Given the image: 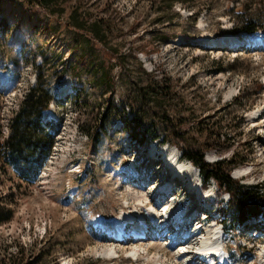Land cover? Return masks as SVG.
I'll return each instance as SVG.
<instances>
[{
    "label": "rangeland",
    "instance_id": "rangeland-1",
    "mask_svg": "<svg viewBox=\"0 0 264 264\" xmlns=\"http://www.w3.org/2000/svg\"><path fill=\"white\" fill-rule=\"evenodd\" d=\"M77 2L90 15L115 23L109 45L122 54L127 55L128 48L137 53L136 60L126 56L124 69L114 67L115 85L106 94L93 85L90 72L79 68L77 77L69 69L74 63L80 66L79 51L72 49V31L65 26ZM165 6L159 0H60L63 13L48 15L24 0L0 2V139L8 134V120L27 90L39 83L43 95L51 96L41 111V121H50L56 129L50 154L30 183H22L9 166L0 170V218L10 215L0 220V254L3 244L8 251L21 244L26 264H190L179 259L182 245L170 246L167 234L131 244L132 224L124 230L123 238L128 241L113 244L110 232L101 226L127 207L139 206L121 185L124 176L118 170L132 159L139 160L140 167L158 166L162 153L151 152L159 144L166 149L176 148L174 142L199 148L210 162L227 160L234 153L233 159L244 162L233 167L230 176L264 189V111L256 120L249 116L264 107V50L248 43L237 50L202 47L212 38L242 34L245 20L258 26L256 32H264V0H176L169 11ZM179 36H183L182 43L177 41ZM142 46L158 49L147 54L139 50ZM91 49L96 62H116L101 44H91ZM44 55L46 63H42ZM162 74L179 99L164 105L149 102L138 109L134 93L149 77ZM63 85L67 88L64 96L59 93ZM132 108L148 128L146 134H157L146 146L122 126V118L133 115ZM200 120L210 127L221 126L223 141L218 147L208 146L206 136L196 127ZM87 130L92 137L85 134ZM177 133L185 141L175 137ZM235 170L239 172L234 174ZM185 179L177 178L174 194L185 200L180 207L188 214L199 211L197 206L187 209L197 198L188 191L196 192L199 180L197 176L192 183ZM138 184L149 200L166 201L164 193L150 192L139 180ZM215 188L210 182L203 194L211 198L214 192L216 196V202L208 203L209 219L216 218L215 226L221 221L227 233L228 264H262L259 249L264 247V222L242 227L230 219L229 212L224 216L214 211L228 194ZM175 205L170 203L169 208ZM159 225L154 226L153 235ZM239 239L247 245H238ZM33 241L35 247L30 246Z\"/></svg>",
    "mask_w": 264,
    "mask_h": 264
},
{
    "label": "trees",
    "instance_id": "trees-1",
    "mask_svg": "<svg viewBox=\"0 0 264 264\" xmlns=\"http://www.w3.org/2000/svg\"><path fill=\"white\" fill-rule=\"evenodd\" d=\"M24 1L28 6L37 5L48 15H61L63 13V10H59L60 0ZM175 1L159 0V3H165V11H169ZM160 10L161 8L158 11ZM28 19L31 18L27 17ZM65 26L72 31V49L79 51L78 58L80 61V66H76V63H74L69 66V69L74 70L77 76L76 73L79 68H83L87 73L90 72L93 85L100 87L102 94L112 91L116 80V75L112 72L114 67L124 69L126 56L136 60L135 48H128L126 55L120 53L116 46L109 45V37L115 32V23L106 18L90 15L82 8L80 2L74 3L71 7ZM42 29L47 31L49 27L44 25ZM257 29L258 26L250 20H245V23L240 27L243 32H253ZM161 38L164 40V37ZM91 44H101L107 54L112 53L115 56L116 62L104 63L101 60L96 62L93 58L92 49L90 50ZM157 49V46L152 47L150 50H147L144 46L139 48L141 52L144 51L147 54L157 51ZM46 62L47 57L44 55L42 63ZM97 73L99 74L96 75ZM147 80L148 82L134 93L135 106L138 109L149 102L164 105L179 99V95L172 90L169 78L165 74H162L159 78L151 76ZM50 98L51 96L43 95L41 83L29 88L20 101L19 108L8 120V134L5 138L0 139V170H4L5 167L9 166L24 184L30 183L34 179L44 159L50 154L54 143V134H52V131H56L54 125L48 120L44 123L41 122V111L48 107ZM133 108V115L129 119L122 118V126L124 128L127 126V132L131 138L135 140L142 138V143L146 146L149 140L156 139L157 134H146L149 130L145 127L143 120L137 117L136 110ZM112 109L116 110L115 107H112ZM128 124L132 126L129 128ZM206 124L204 120H200L196 123V127L200 129V133L206 136L205 140L207 139L206 141L209 142L208 146L218 147V144L223 141L221 140V126L210 127ZM85 134L88 137L93 136L88 130ZM175 137L185 141L179 133ZM174 144L181 151V156L198 168L203 186L214 182L219 191L224 190L228 193L226 201L217 208L224 216L229 212L230 219L239 224L259 214H264V189H260L261 186L258 187L257 185L242 184L230 176V170L243 163L244 159L236 161L233 159V153L227 160L223 158L210 162L205 159L203 150L185 147L178 142H174ZM9 216L8 213V216L0 218V220H6ZM34 244L36 245L33 241L30 246L32 247ZM24 253L25 247L21 244H15L12 251H8L7 246L3 244L0 264H26L25 259H23Z\"/></svg>",
    "mask_w": 264,
    "mask_h": 264
},
{
    "label": "bare ground",
    "instance_id": "bare-ground-1",
    "mask_svg": "<svg viewBox=\"0 0 264 264\" xmlns=\"http://www.w3.org/2000/svg\"><path fill=\"white\" fill-rule=\"evenodd\" d=\"M178 38L179 39L177 41L181 42V40L183 39V36H179ZM263 40H264V32H260V31L256 32L255 31V32H251V33L229 34V35L220 36V37L214 38V39L212 38V39L204 41V44H205V46H208V47L212 46V45H218V46L224 45L225 47H232V46H234V44L236 42H240V41L243 43L256 44L257 42H260ZM237 49H235V50H237ZM66 90H67V88L65 86L61 87L59 90V93L64 92ZM261 109L262 108L260 107L256 110L250 112L249 116H250L251 120H256V118L259 117L260 113L262 111H264V107H263V110H261ZM260 126H262V125H260ZM161 153H162V157H163L162 158L163 163L159 166H156L155 168H156V170H159L158 172L160 173L161 170L159 168H161V166L164 164L167 165L169 172H167L165 174V172L163 171L164 176H162L161 181L164 178L162 186H163L164 190H166L167 192L171 189L170 194L175 193V187H176L175 183H178L177 178H179V177L181 178V176H183V177H186L185 181L187 180L188 183L189 182L192 183V179L195 178L196 176H199L195 166H193L189 161L182 159L180 157L177 148H175V147H171L168 149L163 148ZM181 159L185 160V161H181ZM133 163H135V160L132 159L130 161V164L128 163L124 169L127 171L128 170L132 171L131 166H133ZM238 172H239L238 170H235L234 174H236ZM121 185H123V186L125 185L124 187H126L127 193L130 195V197L134 201H137L136 204L139 205L141 209L144 206L148 207V210L150 213L149 218H151V220H154L157 222L160 220L161 224L159 225V227L161 229L163 227L165 228V226H167L166 225L167 221L163 220V218H162L163 214L159 210H157V208L155 207V205H156L155 203L157 201H155L154 199L149 200V198H148L149 195L147 196V192H145L144 188H141L139 186L138 181L135 180V178L134 179L130 178L126 181L122 180ZM187 186L188 185H186L185 187H187ZM196 187H197V185H196ZM154 188H155V186H154ZM159 190L157 192H159ZM186 193H188V192L186 191ZM175 198H176V195L174 196V199ZM184 201L185 200H183L181 202V204L184 203ZM169 203H172V202L170 201ZM167 208H169L168 204L166 206V209ZM184 208H187V205H185ZM172 209H174V207L170 208V211ZM173 211H174L175 215L180 214L179 209H174ZM171 214H172V212H170L168 215H171ZM181 214H182V216H185V212H181ZM128 217H129V215L127 213H123V214L119 215L118 218L112 219V221L108 220L107 222H104L102 224V227L107 229L108 231H110L112 229H120L121 222L125 221ZM178 224H181V221L178 222ZM141 225H142L141 222H135V224L133 226V232L134 233L138 232L139 231L138 227L140 228ZM171 226H170V229H168L163 234L162 237H164L166 234L171 235V237L168 236L171 240V242L169 241L170 246H172V244H174V246H177V244L181 243L182 249L177 252L179 259L184 258L186 263L195 264L197 262L196 260H199V257H202V258L205 257L207 260V263L212 264L216 258L217 259L223 258L224 251L217 252L215 249L216 243L221 239L220 232H219L217 227H214V229L209 231L208 229H210L211 225H208L209 226V228H208V226H203V224L199 222L196 224L194 231H192V233H190L189 235L185 236V234L183 232L180 233L178 231L179 228L175 229V228H172ZM180 229H182V228H180ZM162 230L165 231L166 228H165V230L164 229H162ZM174 233H176V234H174ZM178 234H181V235H178ZM159 236H156V238H158ZM183 237H185L184 240H182ZM197 239H198V241H196ZM109 240L113 244L118 243V241H116V240H113V239H109ZM142 240L143 239H138L136 241H129V243L135 244L136 242L142 241ZM190 242H192V243H190ZM185 244H190L191 247H189ZM189 248H191V250ZM261 254L264 256V252H261ZM189 255L191 257L189 259H187V256H189ZM196 264H200V263L197 262Z\"/></svg>",
    "mask_w": 264,
    "mask_h": 264
},
{
    "label": "water",
    "instance_id": "water-1",
    "mask_svg": "<svg viewBox=\"0 0 264 264\" xmlns=\"http://www.w3.org/2000/svg\"><path fill=\"white\" fill-rule=\"evenodd\" d=\"M263 28H264V26H263Z\"/></svg>",
    "mask_w": 264,
    "mask_h": 264
}]
</instances>
